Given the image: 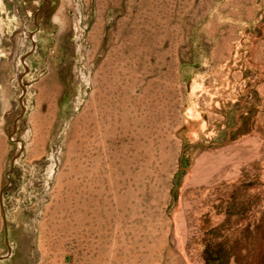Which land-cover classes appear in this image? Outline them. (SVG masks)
<instances>
[{"label": "rangeland", "instance_id": "1", "mask_svg": "<svg viewBox=\"0 0 264 264\" xmlns=\"http://www.w3.org/2000/svg\"><path fill=\"white\" fill-rule=\"evenodd\" d=\"M16 260L264 264V0H0Z\"/></svg>", "mask_w": 264, "mask_h": 264}, {"label": "bare ground", "instance_id": "2", "mask_svg": "<svg viewBox=\"0 0 264 264\" xmlns=\"http://www.w3.org/2000/svg\"><path fill=\"white\" fill-rule=\"evenodd\" d=\"M20 39H22L21 36L18 37V39L16 40V41H17L16 43H18V41H19ZM18 46H19V44H18ZM14 60H16V58H15ZM25 243H26V242H25ZM25 245H26V244H25ZM28 247H29V246H28ZM40 251H41V249H40ZM22 252H23V251H22ZM27 252H28V251H27ZM23 254H24V255H23ZM23 254H22V257H21V256H20V257H21L22 259H25V257H26V253L23 252ZM19 255H20V254H19ZM18 258H19V257H18ZM21 258H20V259H21ZM26 259H27V258H26ZM16 261H17V260H16ZM18 261H20V260H18ZM18 261L16 262L17 264H18ZM21 263H22V262H21Z\"/></svg>", "mask_w": 264, "mask_h": 264}]
</instances>
